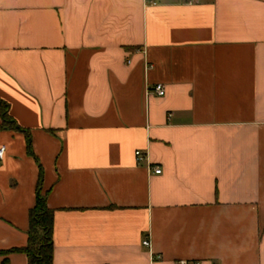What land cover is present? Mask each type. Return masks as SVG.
<instances>
[{
	"label": "crops",
	"instance_id": "1",
	"mask_svg": "<svg viewBox=\"0 0 264 264\" xmlns=\"http://www.w3.org/2000/svg\"><path fill=\"white\" fill-rule=\"evenodd\" d=\"M0 100V264L39 165L52 264H264V0H0Z\"/></svg>",
	"mask_w": 264,
	"mask_h": 264
},
{
	"label": "trees",
	"instance_id": "2",
	"mask_svg": "<svg viewBox=\"0 0 264 264\" xmlns=\"http://www.w3.org/2000/svg\"><path fill=\"white\" fill-rule=\"evenodd\" d=\"M1 129L21 132L25 135L26 152L33 154L30 132L17 125L9 115V105L0 100ZM42 168L39 165L38 179L35 189V203L28 212L27 243L14 251L23 252L27 256L28 264H52L53 259V214L54 211L47 206L46 193H42Z\"/></svg>",
	"mask_w": 264,
	"mask_h": 264
},
{
	"label": "built area",
	"instance_id": "3",
	"mask_svg": "<svg viewBox=\"0 0 264 264\" xmlns=\"http://www.w3.org/2000/svg\"><path fill=\"white\" fill-rule=\"evenodd\" d=\"M153 93L158 96V97H162L165 94V90H164V86L162 84H156L153 87ZM4 154H5V148L4 146L0 147V163L2 162L3 158H4ZM135 159L137 161H140L143 159V153L140 150L135 151ZM152 171L156 174H159L161 172L160 168L158 166H154L151 168ZM143 245L146 247H149V240L145 239L143 240ZM160 257L157 255H153L151 256V260L155 261L156 259H159ZM175 264H202L201 261H177L175 262Z\"/></svg>",
	"mask_w": 264,
	"mask_h": 264
}]
</instances>
